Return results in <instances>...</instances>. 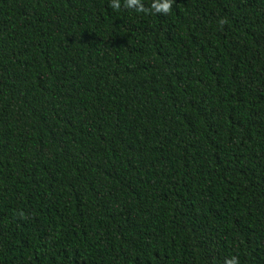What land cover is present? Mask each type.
<instances>
[{"label":"trees","instance_id":"obj_1","mask_svg":"<svg viewBox=\"0 0 264 264\" xmlns=\"http://www.w3.org/2000/svg\"><path fill=\"white\" fill-rule=\"evenodd\" d=\"M109 3L0 0V264H264V0Z\"/></svg>","mask_w":264,"mask_h":264},{"label":"clouds","instance_id":"obj_2","mask_svg":"<svg viewBox=\"0 0 264 264\" xmlns=\"http://www.w3.org/2000/svg\"><path fill=\"white\" fill-rule=\"evenodd\" d=\"M174 0H152L149 8H146L143 0H124L123 6L125 8H135L138 12L150 14L152 12L158 14L167 15L172 10V5ZM109 7L119 10L121 8L120 0H110ZM227 21L221 18L220 24H224ZM224 264H239V258L237 256H232L227 258Z\"/></svg>","mask_w":264,"mask_h":264}]
</instances>
